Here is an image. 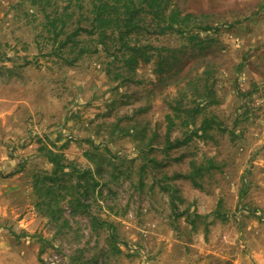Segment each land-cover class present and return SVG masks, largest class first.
<instances>
[{
  "label": "rangeland",
  "instance_id": "obj_1",
  "mask_svg": "<svg viewBox=\"0 0 264 264\" xmlns=\"http://www.w3.org/2000/svg\"><path fill=\"white\" fill-rule=\"evenodd\" d=\"M69 2L67 32L88 0L48 7ZM168 2L206 15L202 47L141 31L153 55L128 71L98 35L60 49L37 0H0V264H264V0ZM168 116L171 140L226 129L166 150Z\"/></svg>",
  "mask_w": 264,
  "mask_h": 264
},
{
  "label": "trees",
  "instance_id": "obj_2",
  "mask_svg": "<svg viewBox=\"0 0 264 264\" xmlns=\"http://www.w3.org/2000/svg\"><path fill=\"white\" fill-rule=\"evenodd\" d=\"M41 11L44 13L45 18L48 19L49 31L52 33L54 42L64 34L62 39H59V48L63 49L68 46L71 41L76 39L77 35L86 33L87 35H98V44L103 46V50L111 53L110 49L113 48L114 52L111 55L124 58V65L128 71H133L135 65L140 59L149 60L153 54L147 53L146 48L148 44H136L132 42L133 34H138L141 31L150 33V35H163L167 32H175L177 34L186 35L187 39L194 43V45L202 47L204 39L201 37L202 32H207L211 29L209 25H203V18L205 14H195L191 12H184L179 7H171L168 0H88L86 11L84 15L80 12L76 20V27L67 32L66 26L69 18L75 13L67 12L71 7V2L65 6L57 4L56 8L49 10L52 7L51 0H37ZM77 9H83L84 3L77 1L74 5ZM87 24H83V20ZM154 46L150 44V49ZM97 51V47L92 50ZM79 52H84L83 48ZM162 58L159 62V71L165 67L171 66L167 61L168 56L159 54ZM77 57H74L68 63H73ZM174 58V56H173ZM165 64V65H164ZM165 66V67H164ZM168 126L166 133V150H170L179 145L185 144L192 139L193 136L207 135L208 130L216 125L218 129L221 128L219 122L213 117H204L200 125L193 128L190 133L183 139L169 138L170 131L175 125L171 116L167 117ZM45 156L54 165V172L60 169L73 168L67 162H64V154L49 149ZM176 177H182V174H175ZM55 181V179H53ZM167 185V184H166ZM169 186H162V189L169 190ZM217 217L226 218V215L220 213L218 210L214 212Z\"/></svg>",
  "mask_w": 264,
  "mask_h": 264
}]
</instances>
